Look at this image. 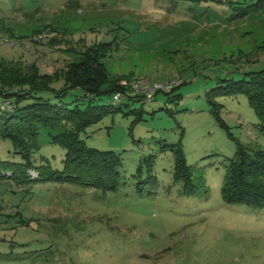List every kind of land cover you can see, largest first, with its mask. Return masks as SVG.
Here are the masks:
<instances>
[{"label":"rangeland","instance_id":"rangeland-1","mask_svg":"<svg viewBox=\"0 0 264 264\" xmlns=\"http://www.w3.org/2000/svg\"><path fill=\"white\" fill-rule=\"evenodd\" d=\"M108 42L113 47L104 62L111 78L129 86L144 81L148 88L173 83V92L160 90L150 100L124 97L123 111L80 133L88 146L121 155L113 190L35 182L13 171L0 177V264H264V207L227 203L222 196L238 143L264 149V121L244 92L212 97L228 130L208 97L227 79L264 69V3L0 0L5 61L36 63L40 72L52 73L86 47ZM83 94L77 88L63 100ZM4 102L0 96V107ZM141 108L137 120L132 110ZM63 128L40 126L37 164L63 168L65 149L50 142L51 132ZM172 144L181 145L190 165L198 185L193 195L175 179ZM0 159L20 161L7 138L0 137Z\"/></svg>","mask_w":264,"mask_h":264},{"label":"trees","instance_id":"trees-1","mask_svg":"<svg viewBox=\"0 0 264 264\" xmlns=\"http://www.w3.org/2000/svg\"><path fill=\"white\" fill-rule=\"evenodd\" d=\"M255 1L264 3V0ZM112 47L111 42L94 43L79 51L63 69L52 73L40 72L36 63L24 67L0 59V96L7 104L0 107V137L9 139L20 156V161L0 159V177L13 171L12 174L35 182L57 180L102 187L105 190L116 188L121 179V155L114 150L90 147L80 137L84 129L107 114L123 111L124 97L145 99L142 94L130 93V87L121 83L120 79L110 77L104 59ZM246 75L237 80L227 79L225 85L218 84L208 94L213 114L228 130V125L219 115L221 105L212 97L244 92L258 117L264 121V69L250 71ZM59 80H63L59 89L51 86ZM77 88L83 90L82 96L70 102L63 100ZM173 89L171 87L166 91L167 94L172 93ZM44 92H51L58 101L52 102L51 97L42 94ZM117 92L124 95L120 101H114L113 96ZM106 95H111L112 101L100 102ZM175 96L179 97L180 94ZM84 101L86 103L82 107ZM132 112L137 114V120L142 118V108ZM67 124L71 127L65 128ZM41 125L50 129L64 127L60 132H51L50 140L65 149L62 169H54L45 162L37 164L33 160V153L40 148L37 135ZM172 149L177 155L175 179L183 182L186 194L193 195L198 185L193 183L184 151L180 144H172ZM32 170L37 173L35 178L30 174ZM222 196L227 203L264 207V149H253L238 143L235 155L228 160Z\"/></svg>","mask_w":264,"mask_h":264},{"label":"built area","instance_id":"built-area-1","mask_svg":"<svg viewBox=\"0 0 264 264\" xmlns=\"http://www.w3.org/2000/svg\"><path fill=\"white\" fill-rule=\"evenodd\" d=\"M146 83V82H145ZM144 81H137L135 83H132L131 86H129V84H127L130 88H132L131 90L134 92V94H142L144 96L145 99L150 100L154 98V95L156 94V92L158 90H169L171 87H173V83H170L168 85H154V87H147L145 85ZM124 97L123 93L121 92H117L114 94L113 98L114 101H120L122 98Z\"/></svg>","mask_w":264,"mask_h":264}]
</instances>
